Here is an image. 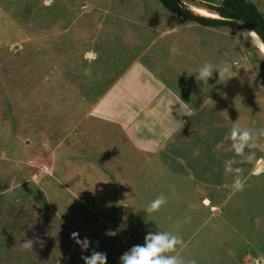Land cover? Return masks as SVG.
Returning <instances> with one entry per match:
<instances>
[{"label": "rangeland", "instance_id": "rangeland-1", "mask_svg": "<svg viewBox=\"0 0 264 264\" xmlns=\"http://www.w3.org/2000/svg\"><path fill=\"white\" fill-rule=\"evenodd\" d=\"M186 1L217 5L221 0ZM177 22L159 0H0V222L25 220L31 227L28 232L40 235L43 231V238H39L44 243L60 245L61 264H84L81 257L91 256L93 251L106 254V264H121L124 253L143 245L147 234L158 231L183 238V245H177L171 254L185 264L190 258L197 264L240 263L246 254L261 253L260 245L245 244L237 236L230 216L234 199L264 210V173L255 174L258 159H264V135H253L260 148L253 149L255 158L250 160L244 154L233 156V142L222 134L231 121L240 122V118L230 116L232 101H240L238 97L232 100V93L240 87L237 81L231 78L215 84V99L207 89L204 92L213 104H219L214 108L219 116L215 125H220L216 127L219 133L214 143L219 147L220 162L213 172L220 180L221 199L231 195L233 174L227 171L229 166L242 167L246 181L241 196L232 197L214 218L206 212L194 214L187 210L190 189H184V179L172 181L173 170L154 158L141 156L134 161L128 152L116 153L112 135L97 130L87 120L94 104L124 69L150 47L156 50L152 42L157 32ZM217 40L215 48L219 53L215 56L209 52L215 64L223 68L236 63L233 70L245 65L240 55L232 60L231 37L219 35ZM205 48H209L208 44ZM247 87L252 88L247 90V96L251 97L250 106H254L264 91V83H258L253 76ZM246 121L250 126L258 125L252 126L251 133L264 128V106H254ZM80 133L84 136L79 137ZM72 144L81 149L73 150ZM51 156L53 178L37 177L42 164L51 165ZM232 159L235 163L242 161L241 167H232ZM30 162H35V168ZM168 179L171 181L165 182ZM174 182L176 188L166 196L167 204L157 212L147 213L148 204L161 193L166 195L167 185L171 187ZM65 187L79 196L86 192L92 208L100 210L85 228L79 229L84 235L78 238L90 241L87 250L68 235L65 225L58 224L61 215L54 213L58 205L49 201L53 189L63 193ZM47 190L50 191L46 193ZM198 197L194 195L193 201L201 202ZM261 219L264 221V213L258 218ZM210 220L219 226L215 230L217 241L214 238V244H202L209 231L208 223L203 228L202 225ZM122 223H126L123 230L115 236L106 235ZM23 231V227L14 229L19 234Z\"/></svg>", "mask_w": 264, "mask_h": 264}, {"label": "crops", "instance_id": "crops-1", "mask_svg": "<svg viewBox=\"0 0 264 264\" xmlns=\"http://www.w3.org/2000/svg\"><path fill=\"white\" fill-rule=\"evenodd\" d=\"M250 2L264 16V0ZM184 3L192 11L197 8L209 11L207 7L211 6L208 3L205 5ZM243 31L246 30L205 28L197 24L182 25L179 20L169 29L158 31L152 42L153 46H157L156 50L150 47L139 54L117 77L111 87L102 93L101 98L94 104L87 117V120L93 122V126L97 130H104L112 135L116 141L114 144L116 153L128 152L134 161H138L141 156L146 159L154 158L174 171L175 178L172 181L184 179L186 182L184 189H190L187 210L194 214L206 212L210 218H214L215 214H220L232 197L241 196V191L233 190L231 184L229 186L231 195L226 199H221L220 180L213 172L214 167L218 166L220 162L219 147L214 143L217 133H219L215 131L216 127L220 126L215 125L219 116L214 108H219V104L216 100L213 104L211 98L206 97L204 92L207 89L208 94L213 95L214 99L218 95V85L215 84L221 82L219 81L221 65L215 64L214 58L211 57V54L216 56L219 53L215 48V43L218 41L217 36L232 38V60L237 55L245 60V65L239 70L232 68L234 73L232 82L237 81L236 84H240V87L237 88L238 91L236 93L233 91L232 100L238 97L240 101H232V115L230 116L240 118L241 123L237 122L241 131L247 128L251 132V128L258 127V125L247 124L246 118L251 117L254 106H264V100H262L264 91L261 92L259 101L254 106H250L251 97L247 96V93L250 94V91L247 90H252L251 87H247V81L251 82L253 76L258 83H264V57L257 47H253L251 37L245 39L241 36L239 40L236 39L237 34ZM193 37L198 39H192ZM205 44H208L209 48H205ZM205 51L208 56L205 55ZM92 56L95 55L92 54ZM205 62L210 63L213 68V75L209 79L208 85H204L202 81L198 83L196 80L198 69L203 67ZM234 66L236 63L232 64V67ZM231 128L232 121L226 127L227 131L222 133L223 138L231 139ZM253 131L252 136L256 135L255 132H260V130ZM80 136L84 135L80 133ZM255 145V148H245L243 153L245 157H250L253 149L260 148V145ZM128 147L130 151L126 150ZM79 148L78 144H72L73 150ZM235 154L233 150L232 155ZM51 157L53 158V156ZM53 160L54 158L50 165V175L41 173L36 176L44 175L48 176V179H52ZM241 164L242 161L235 163L232 159V167H241ZM256 171V175L264 173L263 158L258 159ZM39 181L32 185L38 187ZM169 181L171 179L165 180V182ZM174 185L175 182L171 184V187L167 185L166 196L175 191L176 186L174 188ZM49 191L47 190L46 193ZM52 191L54 193L49 195V201L53 206L58 205L54 209V213H59L62 219L59 217L58 224L61 223L69 229L68 235L78 232L79 236L83 237V230L79 229L85 228L88 220L96 217L95 214L100 210L92 208L91 200L87 198L86 192L80 193L79 196L69 187H65L63 193L54 189ZM181 194L187 193L182 192ZM193 194L195 197L199 196L201 202L199 200L194 202ZM172 196L174 195L172 194ZM239 200L241 199L233 200L234 206L230 215L232 216V227L235 228L237 236L241 237L245 244L253 245L255 242L260 245L261 253L246 254L242 262L235 261L232 264H250L264 260V221L258 220L264 210L252 206L249 202L243 201L242 203ZM95 205L97 206V203ZM62 213H67L68 216L66 217ZM71 214L73 215L71 216ZM208 221L202 225L203 228L208 223L209 231L205 236L206 241H201V243L212 245L217 241L215 230H219V226L217 227L214 220ZM29 225V223H25V220L19 223L9 220L0 222V264H61L60 245L54 246L53 242L44 243L39 238V236L43 238V231L40 235H35L34 231H27L28 228H31ZM22 227L24 228L22 234L14 232V229ZM25 239L33 240L32 250L22 247L21 244ZM34 240H40V242L37 243ZM256 250L260 252L258 247ZM70 255L69 250L66 256ZM245 258L248 259L246 262Z\"/></svg>", "mask_w": 264, "mask_h": 264}, {"label": "clouds", "instance_id": "clouds-1", "mask_svg": "<svg viewBox=\"0 0 264 264\" xmlns=\"http://www.w3.org/2000/svg\"><path fill=\"white\" fill-rule=\"evenodd\" d=\"M243 36L245 39L251 37V43L253 47H257L260 51L264 52V41L259 37V34L254 30L243 31L237 34L236 39ZM87 74V73H86ZM213 75L212 65L208 62L203 64V67L198 69L196 75L197 82H203L204 85H208L209 79ZM234 76L231 65H225L219 71V81L226 83ZM260 132L264 135V128H260ZM231 139L233 141L232 148L237 155H242L245 148H255L256 145L253 142V136L251 132L245 128L241 131V127L238 122L232 124ZM255 158V153H252L249 157L250 160ZM229 173L233 174L232 189L236 191H242L245 187V178L240 169H232L230 166L227 168ZM167 204V197L161 193L154 200H152L147 208V213H154L160 210V208ZM126 227V223H122L116 230H109L106 232L108 236H115L117 232L123 230ZM79 233L73 232L71 238L81 247L82 250H87L90 246V241L85 238L79 239ZM33 240L28 239L22 245L26 250H32ZM183 238L177 234H171L169 232H155L149 233L145 236L143 245L133 246L130 251L124 253L120 260L121 264H185L183 259L178 258L171 253H174L177 249V245H183ZM43 246V244H41ZM84 264H106L107 256L104 253L93 251L91 256H82ZM187 264H197L195 259L190 258Z\"/></svg>", "mask_w": 264, "mask_h": 264}, {"label": "trees", "instance_id": "trees-1", "mask_svg": "<svg viewBox=\"0 0 264 264\" xmlns=\"http://www.w3.org/2000/svg\"><path fill=\"white\" fill-rule=\"evenodd\" d=\"M161 4L174 14L182 25L197 24L205 28H228L243 30L247 27L254 30L264 41V16L258 8L247 0H223L219 5L208 6L207 9L219 19H208L195 14L187 7H181L176 0H159ZM187 2L186 0H180Z\"/></svg>", "mask_w": 264, "mask_h": 264}, {"label": "bare ground", "instance_id": "bare-ground-1", "mask_svg": "<svg viewBox=\"0 0 264 264\" xmlns=\"http://www.w3.org/2000/svg\"><path fill=\"white\" fill-rule=\"evenodd\" d=\"M194 13H196L197 15L201 16V17H204V18H208V19H219L220 17L214 13H211L207 10H204V9H193ZM259 50V49H258ZM260 51V50H259ZM261 54L263 55L264 57V52L260 51Z\"/></svg>", "mask_w": 264, "mask_h": 264}, {"label": "built area", "instance_id": "built-area-1", "mask_svg": "<svg viewBox=\"0 0 264 264\" xmlns=\"http://www.w3.org/2000/svg\"><path fill=\"white\" fill-rule=\"evenodd\" d=\"M35 162H30V165L33 166L35 168ZM36 169H39V167H37ZM40 172L43 173L44 175H50L51 174V168L49 165L47 164H42L40 166Z\"/></svg>", "mask_w": 264, "mask_h": 264}, {"label": "water", "instance_id": "water-1", "mask_svg": "<svg viewBox=\"0 0 264 264\" xmlns=\"http://www.w3.org/2000/svg\"><path fill=\"white\" fill-rule=\"evenodd\" d=\"M176 2L181 6V7H187L189 8L188 5H186L184 2H181L180 0H176ZM246 31H250L247 27H245ZM250 264H264V260H259L257 262H251Z\"/></svg>", "mask_w": 264, "mask_h": 264}, {"label": "flooded vegetation", "instance_id": "flooded-vegetation-1", "mask_svg": "<svg viewBox=\"0 0 264 264\" xmlns=\"http://www.w3.org/2000/svg\"><path fill=\"white\" fill-rule=\"evenodd\" d=\"M247 260H248V259H247ZM247 260H246V258H245V260H244V261L246 262ZM245 262H244V263H245Z\"/></svg>", "mask_w": 264, "mask_h": 264}]
</instances>
